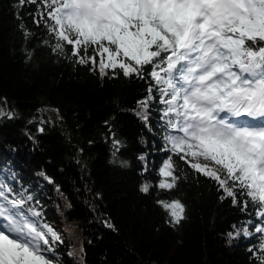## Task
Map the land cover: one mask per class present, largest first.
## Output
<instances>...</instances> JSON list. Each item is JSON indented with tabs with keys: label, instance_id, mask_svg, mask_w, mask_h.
<instances>
[{
	"label": "trees",
	"instance_id": "1",
	"mask_svg": "<svg viewBox=\"0 0 264 264\" xmlns=\"http://www.w3.org/2000/svg\"><path fill=\"white\" fill-rule=\"evenodd\" d=\"M41 11V0H0V181L31 195L27 206L59 235L54 264H256L250 249L264 234L250 224L251 236L229 242L227 233L241 222L260 226L258 206L242 211L246 196L233 203L168 150L163 104L138 103L155 81L119 69L102 77L99 55L95 65L81 64L68 46L54 53L43 43L50 34L34 23ZM169 157L182 179L159 189ZM173 199L185 205L178 225L157 204Z\"/></svg>",
	"mask_w": 264,
	"mask_h": 264
},
{
	"label": "snow or ice",
	"instance_id": "2",
	"mask_svg": "<svg viewBox=\"0 0 264 264\" xmlns=\"http://www.w3.org/2000/svg\"><path fill=\"white\" fill-rule=\"evenodd\" d=\"M18 2L36 4L37 0ZM41 3L46 12L33 19L50 34L45 45L51 44L57 54L70 47L81 64L95 65L99 55L102 77L106 69H119L125 77L150 76L155 81V87L148 88L152 95L138 103L144 109L154 98L163 104L168 150L215 180L233 203H238V195L246 196L242 211L249 204L258 206L260 226L252 221L232 225L229 242L253 235L244 224L264 234V0ZM92 46L95 55H81ZM142 118L147 121L149 116ZM158 176L163 177L159 189H173L182 179L171 157ZM149 189L148 184L141 187L145 193ZM32 199L0 181V264H54L56 260L52 242L60 237L39 221V212L27 206ZM157 204L169 212L170 223L178 225L185 218V205L179 199L157 200ZM107 226L113 227L110 222ZM250 252L256 264H264V236Z\"/></svg>",
	"mask_w": 264,
	"mask_h": 264
},
{
	"label": "rangeland",
	"instance_id": "3",
	"mask_svg": "<svg viewBox=\"0 0 264 264\" xmlns=\"http://www.w3.org/2000/svg\"><path fill=\"white\" fill-rule=\"evenodd\" d=\"M104 59H105V61L107 60V55L105 54V56H104ZM49 115H51L50 113H48Z\"/></svg>",
	"mask_w": 264,
	"mask_h": 264
}]
</instances>
